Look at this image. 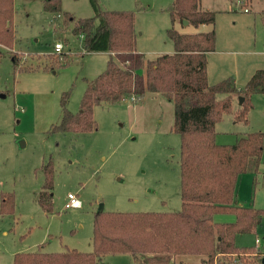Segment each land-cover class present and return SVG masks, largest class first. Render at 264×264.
<instances>
[{"label": "rangeland", "instance_id": "obj_1", "mask_svg": "<svg viewBox=\"0 0 264 264\" xmlns=\"http://www.w3.org/2000/svg\"><path fill=\"white\" fill-rule=\"evenodd\" d=\"M97 1L104 10L135 12L137 50L148 59L174 51L168 36L173 25L182 32L213 28L187 26L179 19L172 23L174 0ZM15 3V45H0V264H13L19 252L91 251L99 210L179 211L181 138L173 130L174 104L152 92L137 103L128 98L104 102L94 108L96 130L52 133L62 117L64 93L70 92L67 108L79 111L87 81L106 69L111 52H87L83 39L73 33V19L95 15L90 0H61L59 12L45 10L43 0ZM201 7L216 11L218 51L210 57L215 72L209 83L232 76L243 87L255 70L264 68V0H201ZM56 42L63 43L66 57L54 52ZM233 99L232 111L216 123L218 143L232 144L244 133L264 131V94H252L248 123L234 120L237 96ZM49 161L54 168L51 212L37 200L45 179L42 165ZM68 193L78 195L82 206L66 208ZM7 194L14 196V207L5 213L2 195ZM235 200L264 207V153L259 172L248 170L240 177ZM234 219L233 214L218 213L213 221ZM236 243L260 250V262L264 218L256 232L239 234ZM203 258L181 254L174 260L204 264ZM142 259L138 256L137 262ZM98 264L135 260L129 254H106Z\"/></svg>", "mask_w": 264, "mask_h": 264}, {"label": "trees", "instance_id": "obj_2", "mask_svg": "<svg viewBox=\"0 0 264 264\" xmlns=\"http://www.w3.org/2000/svg\"><path fill=\"white\" fill-rule=\"evenodd\" d=\"M90 2L95 15L72 18L73 33L83 39L85 51H109L111 57L106 69L87 81L79 111L67 108L70 92L64 93L61 120L50 131L91 132L98 128L94 108L99 104L119 103L126 98L137 103L147 92L164 96L174 104L173 130L181 138L182 206L179 211H97L91 251L19 252L13 264H98L106 254H129L135 264H176L174 257L181 254L202 255L204 264H263V258L258 260L260 250L238 245L236 237L256 232L264 218V207L238 203L235 195L242 174L259 172L264 131H251L235 143L222 144L216 139V123L225 112L232 111L234 96L244 98L234 120L248 123L252 94H264V68L255 70L243 87L232 76L209 83L208 53L216 49V11L203 9L201 0H174L172 23L187 19L196 27L207 24L213 28L181 32L173 25L168 36L174 51L153 59L137 50L134 11L104 10L97 0ZM43 3L45 10H62L61 0ZM15 12V0H0V45L6 48L16 42ZM65 14L70 18L68 12ZM58 55L66 57L63 52ZM42 168L45 179L37 200L51 212L53 163H44ZM13 207L14 196L2 195L1 211L11 212ZM218 213L233 214L235 219L213 221ZM140 255L141 263L137 262Z\"/></svg>", "mask_w": 264, "mask_h": 264}, {"label": "built area", "instance_id": "obj_3", "mask_svg": "<svg viewBox=\"0 0 264 264\" xmlns=\"http://www.w3.org/2000/svg\"><path fill=\"white\" fill-rule=\"evenodd\" d=\"M245 10H247V8ZM53 48H54L55 53H62L64 49V45L62 42H56L54 43ZM81 206H82V201L78 197V195L74 193H68L65 207L66 208H79ZM257 242H259V239H257Z\"/></svg>", "mask_w": 264, "mask_h": 264}, {"label": "crops", "instance_id": "obj_4", "mask_svg": "<svg viewBox=\"0 0 264 264\" xmlns=\"http://www.w3.org/2000/svg\"><path fill=\"white\" fill-rule=\"evenodd\" d=\"M189 24H190V23H188V25H189ZM186 25H187V24H186ZM188 25H187V26H188ZM203 25H206V24H203ZM187 26H185V27H187ZM215 29H216V28H215ZM179 31H180V30H179ZM181 32H182V31H181ZM217 51H218V50L215 49L214 51L208 53V65H207V68H208V80H209V76H210L212 73L215 72V67L213 68V70L211 69L212 66H211V68H210V57H211L212 54H216ZM223 75H224V74H223ZM223 75H222V76L220 75L219 77H224ZM251 75H252V74H251ZM219 79H220V78H219ZM222 79H224V78H221V80H222ZM236 83H237V82H236ZM237 99H238V97H237ZM124 100H125V99H124ZM238 105H239V100H238ZM248 122H249V121H248ZM244 134H245V133H244ZM239 137H240V136H239ZM239 137H238V138H239ZM238 138H237V139H238ZM260 252H261V251H260Z\"/></svg>", "mask_w": 264, "mask_h": 264}, {"label": "water", "instance_id": "obj_5", "mask_svg": "<svg viewBox=\"0 0 264 264\" xmlns=\"http://www.w3.org/2000/svg\"><path fill=\"white\" fill-rule=\"evenodd\" d=\"M183 20H184V23H186V24L189 23V20H187V19H183ZM2 95L5 96V94H2ZM238 100H239V104H242L244 98H243L242 96H240V97H238ZM20 142H21L22 145L24 144V141H20ZM99 211H100V210H99ZM262 262H263V264H264V257H263V259H262Z\"/></svg>", "mask_w": 264, "mask_h": 264}]
</instances>
